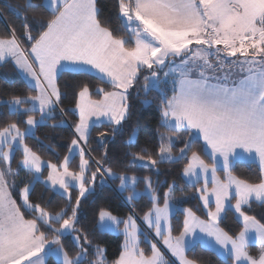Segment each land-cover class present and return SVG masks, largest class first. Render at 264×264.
<instances>
[{"label": "snow or ice", "instance_id": "snow-or-ice-1", "mask_svg": "<svg viewBox=\"0 0 264 264\" xmlns=\"http://www.w3.org/2000/svg\"><path fill=\"white\" fill-rule=\"evenodd\" d=\"M113 8L118 28L110 26L99 0H24L11 8L23 32L12 26L0 34V66L12 63L35 94L13 95L0 104L9 115H40H27L23 130L17 121L0 127V264H48L49 257L56 264H108L106 248L93 245L88 233L76 227L82 198L95 191L97 177L101 187L107 178L118 179V190L128 191L125 199L132 205L126 218L104 208L96 214L97 230L124 237L111 264H173L166 253L178 264H197L188 253L195 255L198 242L222 257L223 264H264V213L259 218L248 214L253 203L264 208V0H114ZM145 72L142 87H137ZM65 73L94 75L110 90L97 87L98 98H93L88 83L71 86L74 108H59L62 118L49 126H64V114L71 112L78 117L74 138L62 162L45 164L25 140L35 138V128L55 118L69 95L60 87ZM133 88L137 95L144 91L142 106L154 104L164 131L155 133L156 158L142 155L148 151L144 147L125 155L131 156L130 163L157 173L160 163L186 160L182 175L202 202L205 219L193 208L181 207L189 197L172 195L175 182L164 191L161 206L158 189L167 181L105 167L107 148L99 160L88 155L85 146L97 124H107L113 138L128 125L125 146L138 144L139 110L134 112L130 103ZM149 91L156 92L154 100L147 98ZM107 135L99 133V140ZM200 140L201 151H193ZM238 149L259 158L258 182L232 174L233 161L241 156ZM77 150L79 170L71 171L69 162ZM16 151H22L20 163L30 173L23 187L9 180L19 174L11 168ZM92 163L96 168L89 176ZM221 165L223 179L217 175ZM45 166L48 174L41 181ZM141 180L144 187L137 189ZM37 182L66 197L65 206L53 212L33 204L30 196ZM72 188L79 193L75 204ZM141 197L151 206L137 218L133 202ZM173 211L183 214L178 235H173ZM229 212L242 222L239 232L231 235L220 227ZM69 234L77 249L74 255L61 240ZM250 244L258 245L257 255L250 254ZM90 252L95 259L88 260Z\"/></svg>", "mask_w": 264, "mask_h": 264}, {"label": "trees", "instance_id": "trees-1", "mask_svg": "<svg viewBox=\"0 0 264 264\" xmlns=\"http://www.w3.org/2000/svg\"><path fill=\"white\" fill-rule=\"evenodd\" d=\"M24 0H0V34H4L10 27H16L18 33L23 32L21 26V21L17 19L12 12L11 8L17 5H22ZM99 4L104 16L110 18V26L113 28L119 27V21L115 18V10L113 8L114 0H99ZM11 6V7H10ZM39 15V13H35ZM117 35H126L123 31H117ZM23 39V38H22ZM24 47H30L28 44H24ZM133 46V45H129ZM147 73H143L138 82L137 87H142L144 80L143 76ZM162 75V73H161ZM7 81V82H6ZM77 81L80 83H88L90 89L92 90L93 98H98L95 93L97 87H106L110 90V86L104 85L98 78L94 75H69L65 73L60 78L61 91L68 90L69 95L62 99L61 104L58 106L56 115L54 119H49L46 124L39 125L35 128L34 137L26 138L25 143L37 153L42 159L48 160L54 164H59L63 161L64 156L68 154V147L71 140L74 138L73 125L78 119L77 116L73 115L71 112L66 111L64 114V119L67 121L62 127L52 128V125L59 121L62 117L59 113V108L72 109L74 108V98L71 96V86ZM35 94L31 92L27 87L24 78L21 73L16 70L12 63H5L0 66V101L8 100L13 95H29ZM171 95V92H169ZM156 97L155 91H149L147 93V98L154 100ZM145 99L144 91H140L137 95L136 88L132 89V95L130 97V103L133 105L134 112L139 110V129L137 132L138 144L128 149L124 141L128 139V125H125V132L123 134H116L112 137L109 126L107 124H97L91 130V135L88 140V144L85 146L88 150V155L93 158V160H99L107 148L108 161L105 162V167H111L113 171L117 173L126 172L127 174H135L139 177L151 176L155 182L157 179L160 181H167L158 190L160 193V203L163 202V193L168 190L169 185L174 184L172 190V195L174 197H189L188 200L181 206L182 208H193L197 214L202 217H206L205 212L202 210V203L198 200L195 195V189L186 182L182 175V169L186 160L179 161L177 163L164 162L157 165L159 172L149 170L137 162L136 164L130 163L131 156H126V152H137L141 147L147 148L148 151L142 153V155H152L156 158V151L158 150L159 143L156 139L155 133L159 131H164V129L159 128L157 123L158 113L155 111L154 104L149 107H144L140 104V101ZM27 115L38 116L39 112H29L24 115L17 117L15 115H9L6 106L0 104V127L5 123L17 121L20 128L23 130ZM136 116L134 115L131 123H135ZM101 132L108 133L104 141L99 140L98 134ZM38 138V139H37ZM201 145L203 142L200 140L198 144L194 145L193 151H201ZM181 145H177L179 148ZM176 149H174L175 151ZM191 155V152H189ZM202 158L205 159L207 163H211V159L204 156L201 153ZM22 158V152L16 151L14 158L11 161V168L13 172L18 171V175L9 177V180L15 179L20 182L19 186L23 187V182H27L30 178V173L22 168L20 160ZM86 158H88L86 156ZM79 165V154H75L71 161L69 162L70 170L78 171ZM6 167V166H3ZM96 165L92 163L88 175L91 176V172L95 171ZM47 168H44L43 174H46ZM220 174H223L222 170H218ZM232 174L240 179L248 180L249 182H258L260 175V166L255 162H247L242 160H237L233 163ZM100 177H97V184L94 192L88 193L81 201L80 212H79V223L76 225L77 228H83L84 231L88 233L89 239L93 242V245H100L106 248V258L108 264L119 255L120 245L123 242L124 237L114 232H101L95 228L96 214L100 208H104L111 212L113 215L125 218L128 216L130 208L132 205L126 201V196L128 191L121 193L118 190L119 180H113L107 178L106 184L101 187L99 183ZM43 181V180H41ZM139 188H143L144 184L141 180L137 184ZM199 186V185H197ZM72 194V204H75L76 196L79 194L78 190L75 188L70 189ZM30 201L35 204L39 203L42 207L47 208L49 211H57L64 207L67 203L66 197H62L59 192L51 189L50 186H46L44 183L37 182L30 196ZM135 214L140 217L142 216L148 208L151 206L150 202L146 197H141L137 201L133 202ZM213 206V205H212ZM253 211H250V215H259L264 213V208L257 206L255 203L252 205ZM199 209V210H198ZM70 212V210H69ZM27 218H31L29 215ZM183 214L181 212H176L171 219V224L173 228V234L178 235L182 227ZM58 226V225H57ZM220 227L229 231V234H234L239 232L242 227V223L238 222L232 212H229L220 224ZM62 242L66 247L71 249V254H75L77 249L72 247V236L65 235L61 237ZM141 248H148L145 243L140 244ZM195 255L193 252H189L188 256L190 259H195L197 264H223L222 257H219L214 252L207 250L206 247L201 244H196L194 248ZM249 252L251 255H257L258 245L250 244ZM95 259V256L90 252L88 260ZM48 264H56L54 257L47 258ZM175 264V263H173Z\"/></svg>", "mask_w": 264, "mask_h": 264}, {"label": "rangeland", "instance_id": "rangeland-1", "mask_svg": "<svg viewBox=\"0 0 264 264\" xmlns=\"http://www.w3.org/2000/svg\"><path fill=\"white\" fill-rule=\"evenodd\" d=\"M178 62H179V61H178ZM20 73H21V72H20ZM21 75H22V77L24 78V74L21 73ZM24 80H25V79H24ZM39 115H40V113H39ZM39 115L37 116V118H39ZM209 151H210V150H209ZM21 152H22V151H21ZM75 154H79L78 150H77V152H76ZM41 160L44 161L45 164H47L48 162H50V161L45 160V159H42V158H41ZM11 161H12V160H11ZM21 161H22V158H21L20 162H21ZM70 161H71V160H70ZM51 163H52V162H51ZM20 164H21V163H20ZM21 166H22V164H21ZM22 168H23V166H22ZM44 168H47V167L45 166ZM44 168L42 169V175H41V177H40L41 180H44V179L46 178L47 174H48V168H47V170H46V174H43ZM25 170H26V169H25ZM218 170H222V171H223V169H222V165L219 166V169H218ZM71 171H72V170H71ZM129 175H132V174H129ZM217 175H218L221 179L224 178V173H223V174H220L219 172H217ZM202 183H203V180H201V184H202ZM199 186H200V185H199ZM136 187H137V189H142V188H139L137 185H136ZM209 187H211V184H209ZM128 194H129V193H128ZM128 194H127V196H128ZM86 195H87V194H86ZM127 196H126V197H127ZM82 199H83V198H82ZM201 203H202V202H201ZM232 203H234V200L232 201ZM160 205L163 206V202L160 203ZM213 208H214V204H213ZM175 213H176V212L173 211L172 214H171V216H173ZM143 215H144V214H143ZM143 215L140 216V217H138V216L136 215V217H137V218H142ZM115 216H116V215H115ZM197 216H199L201 219H205V218H206V217H202V216L199 215V214H197ZM118 217H119V216H118ZM120 218H122V217H120ZM125 218H126V217H125ZM171 219H172V218H171ZM137 222H138V224L140 225V227H141L142 229L145 227V226L140 222L139 219L137 220ZM241 223H242V222H241ZM120 228H121V229L123 228V224L120 225ZM69 235L72 236V234H69ZM173 235H175V234H173ZM149 239L151 240L152 237L150 236ZM156 239L162 241V238H156ZM198 243H199V242H198ZM198 243H197V244H198ZM199 244H201V243H199ZM201 245H202V244H201ZM160 246H161L162 250H164L162 244H161ZM202 246H204V245H202ZM204 247H206V246H204ZM166 258H169V259H171V260L173 261V263L178 264V261H176L174 257H171L170 253H166Z\"/></svg>", "mask_w": 264, "mask_h": 264}, {"label": "crops", "instance_id": "crops-1", "mask_svg": "<svg viewBox=\"0 0 264 264\" xmlns=\"http://www.w3.org/2000/svg\"><path fill=\"white\" fill-rule=\"evenodd\" d=\"M178 62V61H177ZM202 141V140H201ZM203 142V141H202ZM204 143V142H203ZM238 152H241V156L234 159L233 163L237 160L247 161V162H255L260 166L259 158L255 155V153L252 154H246L243 153V150L238 149Z\"/></svg>", "mask_w": 264, "mask_h": 264}]
</instances>
